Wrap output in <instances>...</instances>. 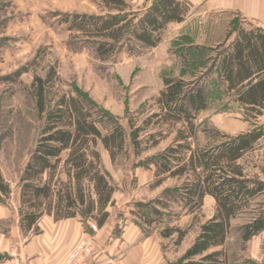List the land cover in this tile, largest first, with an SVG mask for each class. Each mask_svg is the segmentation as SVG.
Listing matches in <instances>:
<instances>
[{"label": "trees", "instance_id": "obj_1", "mask_svg": "<svg viewBox=\"0 0 264 264\" xmlns=\"http://www.w3.org/2000/svg\"><path fill=\"white\" fill-rule=\"evenodd\" d=\"M97 1L101 13H66L61 21L74 41L92 45L102 60L123 50L135 54L156 47L165 28L184 21L192 7L187 0H145L149 4L143 7L132 4L133 0ZM233 56L223 58L219 71L231 85ZM241 71L238 67L236 73ZM242 72L248 74L249 69ZM59 79L56 68L51 67L45 77L37 75L31 84L42 125L19 178V226L24 236L40 234L39 222L44 215L54 220H92L102 227L110 216L117 187L103 168L100 147L115 162L120 155L128 156L129 145L139 157L173 133L172 143L153 159V187L169 177L177 178L183 182L173 193L183 208L198 212L206 196L214 198L216 208L213 217L200 225L186 253L171 264H231L226 243L236 218H247L242 225L244 242L264 232V164L248 158L258 149L264 129L255 127L236 136L200 130L199 115L210 107L207 88L166 77L156 98L158 109L141 124L129 112L127 130L82 91L57 94L54 86ZM261 86L264 84L256 82L252 87ZM201 131L207 138L204 144L199 141ZM0 193L7 197L11 193L1 168ZM165 196L163 193L161 198L139 203L134 214L147 226L163 225V238L178 233L176 241L180 243L188 231L167 225L166 211L171 204ZM4 260L7 256L0 252V261Z\"/></svg>", "mask_w": 264, "mask_h": 264}, {"label": "rangeland", "instance_id": "obj_2", "mask_svg": "<svg viewBox=\"0 0 264 264\" xmlns=\"http://www.w3.org/2000/svg\"><path fill=\"white\" fill-rule=\"evenodd\" d=\"M132 4L143 7L149 2L133 0ZM192 11L193 4L186 22L170 23L156 47L135 54L123 50L115 57L102 60L92 45L74 41L61 21L66 13H101L97 0H0V168L11 187L9 197L0 193V233L4 237L11 242L15 238L21 202L19 178L42 125L31 91L34 78L45 77L55 67L60 78L54 86L57 94L82 91L128 130L129 112L141 124L158 109L156 98L164 88L166 77L185 79L191 86L195 82L205 86L213 81L209 88H215L218 74L214 67L219 52L215 47L206 49L202 45L205 24ZM231 22L233 28L247 26L241 16ZM211 102L210 108L199 115L200 130L206 128L211 132L213 129L226 134L222 130V102L219 97ZM174 136L175 133L168 135L139 157L129 145L128 156L120 155L115 162L100 147L103 168L117 192L102 229L94 230L92 220L88 223L81 220L88 234L85 239L90 238L95 248L82 264H171L186 253L198 236L200 225L213 217L216 208L213 197L206 196L201 209L193 213L175 199L173 188L182 184V180L169 177L162 185L153 187L156 180L153 159L172 143ZM205 136L201 131V144L207 142ZM259 144L248 158L253 163L264 164L263 145ZM163 193L171 204L166 211L167 225L188 231L180 243L176 241L178 233L163 238L160 232L163 225L147 226L134 214L139 211V203H149L161 198ZM246 220L242 216L232 222L226 243L230 262L264 264V232L244 242L242 225ZM24 244L25 240L18 238L5 252H0L7 256L8 262L19 256L28 264L23 259ZM70 256L65 264H74Z\"/></svg>", "mask_w": 264, "mask_h": 264}, {"label": "crops", "instance_id": "obj_3", "mask_svg": "<svg viewBox=\"0 0 264 264\" xmlns=\"http://www.w3.org/2000/svg\"><path fill=\"white\" fill-rule=\"evenodd\" d=\"M188 1L193 4L192 15L197 14L200 23L205 24V30L201 33L205 39L202 45L206 49L215 47L219 52L214 67L218 74L217 84L210 89L213 81H209L205 87L210 105L217 97L222 102V130L228 135L236 136L255 127L264 129V102L260 101L264 99V86L252 87L256 82L264 84V0ZM236 16H241L247 26L230 27ZM231 55H234L235 72L232 85L219 73L223 58L228 60ZM238 67L242 71L249 69V73H236ZM252 99L256 101H249ZM261 144L264 153V138ZM16 221L18 224L13 233L14 240H25L22 251L23 259L28 264H65L73 248L88 236L79 218L54 220L52 216L44 215L39 222L40 234L29 233L28 236L21 232L19 217ZM14 240L11 242L0 233V251L5 252ZM0 264L9 262L4 260Z\"/></svg>", "mask_w": 264, "mask_h": 264}, {"label": "built area", "instance_id": "obj_4", "mask_svg": "<svg viewBox=\"0 0 264 264\" xmlns=\"http://www.w3.org/2000/svg\"><path fill=\"white\" fill-rule=\"evenodd\" d=\"M94 230H97V225L95 223L91 224ZM70 259L74 264H82L87 255H90L94 252V244L90 238H86L81 241L75 248H73ZM9 264H24L22 259L19 256H14Z\"/></svg>", "mask_w": 264, "mask_h": 264}]
</instances>
